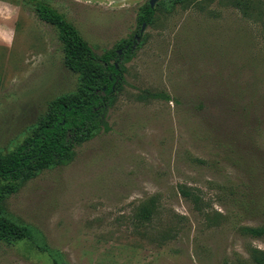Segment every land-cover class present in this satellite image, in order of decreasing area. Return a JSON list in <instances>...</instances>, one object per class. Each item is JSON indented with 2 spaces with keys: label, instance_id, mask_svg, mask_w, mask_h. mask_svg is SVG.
I'll list each match as a JSON object with an SVG mask.
<instances>
[{
  "label": "rangeland",
  "instance_id": "rangeland-1",
  "mask_svg": "<svg viewBox=\"0 0 264 264\" xmlns=\"http://www.w3.org/2000/svg\"><path fill=\"white\" fill-rule=\"evenodd\" d=\"M43 1L98 56L138 44L107 127L5 199L30 236L0 241V264H258L264 233L245 229L264 228V0H158L143 33L150 0ZM62 46L25 0H0V153L77 90Z\"/></svg>",
  "mask_w": 264,
  "mask_h": 264
},
{
  "label": "trees",
  "instance_id": "trees-1",
  "mask_svg": "<svg viewBox=\"0 0 264 264\" xmlns=\"http://www.w3.org/2000/svg\"><path fill=\"white\" fill-rule=\"evenodd\" d=\"M182 2V0H176ZM36 12L38 18L59 32L62 42L65 66L77 73L79 85L75 92L62 95L49 103V109L32 133L7 154L0 153V241L12 242L30 236V228L6 215L4 201L15 193L19 185L36 177L51 167L66 165L75 156V149L93 137L101 126L107 127V111L114 101L117 91L124 83V61L129 60L132 44L119 50L98 56L83 39L78 30L66 17L43 0H25ZM155 9L150 4L140 16L141 24H151ZM161 98V94H152ZM180 193L187 199L198 203L199 198L186 187ZM155 201L141 207L139 216L148 220ZM255 237L264 233V228H246ZM254 259L264 264V253L255 251Z\"/></svg>",
  "mask_w": 264,
  "mask_h": 264
},
{
  "label": "water",
  "instance_id": "water-1",
  "mask_svg": "<svg viewBox=\"0 0 264 264\" xmlns=\"http://www.w3.org/2000/svg\"><path fill=\"white\" fill-rule=\"evenodd\" d=\"M157 1H158V0H150V2H149L150 7H151V8H154V5H155V3H156ZM145 27H146V24L144 23V24L142 25V28H141V33L144 32ZM120 53H121V51H120Z\"/></svg>",
  "mask_w": 264,
  "mask_h": 264
}]
</instances>
